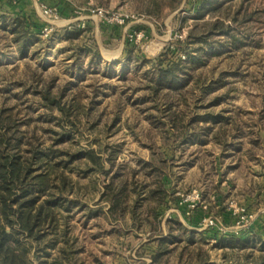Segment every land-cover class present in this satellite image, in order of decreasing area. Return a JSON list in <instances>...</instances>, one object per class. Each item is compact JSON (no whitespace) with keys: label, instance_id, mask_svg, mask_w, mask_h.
<instances>
[{"label":"rangeland","instance_id":"374dc122","mask_svg":"<svg viewBox=\"0 0 264 264\" xmlns=\"http://www.w3.org/2000/svg\"><path fill=\"white\" fill-rule=\"evenodd\" d=\"M203 1L0 0V112L10 109L16 123L0 134L23 151L92 150L103 161L114 153L115 170L142 181L160 168L170 194L160 208L161 238L167 220H178L187 230L174 236L192 237L206 264H241L264 255V0H245L249 14L239 21L232 15L243 0L225 1L229 18L211 11L199 18ZM216 20L245 43L234 48L216 34L195 45ZM196 47L218 54L202 56L201 65L179 63ZM58 101L65 115L48 106ZM73 164L65 171L69 210L57 215L69 230V264H159L147 234L129 218L112 222L101 201L107 179L91 170L90 157ZM28 243L39 264L38 244ZM178 244L165 264H195Z\"/></svg>","mask_w":264,"mask_h":264},{"label":"trees","instance_id":"16d2710c","mask_svg":"<svg viewBox=\"0 0 264 264\" xmlns=\"http://www.w3.org/2000/svg\"><path fill=\"white\" fill-rule=\"evenodd\" d=\"M225 1L204 0L196 15H199V18H203L207 11H211L212 13L223 14L229 18V15L225 12L226 9L224 10ZM227 1L231 2L233 0ZM178 6L179 4L177 3L172 5L171 8L174 11ZM249 9L250 1L245 3V0H243L234 15H232V19L235 21L243 20L249 14ZM250 16L247 17V21L253 19L252 15ZM227 28L224 21L216 20L210 25V28H205L207 29L206 34L200 40H194L193 43L196 45V42H199L202 46L204 44L208 45L209 38L217 34L218 36L227 35V39L232 40L231 43L235 45L234 48L241 47V44L245 43L243 40L246 37L242 36V39L240 35L231 33L232 30ZM180 44L185 45V43ZM208 50L203 47H196L194 51L198 53L197 55L185 51L187 57L185 61L180 59L179 63L190 64L191 66L201 65L204 61L202 56L208 57L209 55L218 54V52ZM44 96L45 99H50V97ZM52 101H56V99ZM49 104L48 106L51 109H54L56 105L63 115L66 114V106L64 108L61 105H57L59 101ZM7 111L9 113H6ZM207 118L214 120V122L218 121L216 116L207 115ZM14 120L10 109L1 110L0 122L5 123L7 127L1 123L0 127L9 130V128L15 127L16 123ZM194 125L195 123L191 122L188 127ZM1 135L0 264H34L29 258L31 247L28 242L31 241L38 244L36 248L38 259L40 258V253L43 254V259H39V264H69L73 258L69 249V230L60 226L57 215L61 207L66 208L67 211L69 210L66 195L67 190H70L68 188L70 179L65 171L68 169L72 170L70 166L74 167L73 163L84 156L90 157L94 163V167L91 170L102 173L107 179L101 201L110 205L109 215L112 218V222L123 223L129 218V221L134 224L133 228L135 230L147 234L148 238L158 246L156 254L152 257L153 263L165 264L168 257L176 251L179 241H181L183 245L181 256H185L187 253L189 259L195 257V264H206V254L203 253L201 246L195 245L192 237L187 241V239L185 240L182 237L178 240L174 236V231L177 229L187 230L178 220L171 218L167 220L169 233L166 238H161L164 237L165 233L161 227L162 215L160 208L166 203V199L170 194L164 187L162 180L164 174L163 171H159L160 168L156 166L150 168L151 172H148L144 177L145 180L142 181L137 178L133 170L126 171L125 168L115 170L117 165H115L116 155L114 153H109L108 159H105L110 165L109 169H106L105 160L103 161V158L92 150L76 156L66 154L65 151L53 153L50 149L42 147L38 149L29 147L28 152L26 150L23 151L22 146L17 141L14 143L13 138L7 140ZM25 152L31 155H23ZM80 163L81 161H78L76 164ZM150 175L154 178L152 182L146 181ZM61 211L64 212L65 210ZM8 227L10 231L7 230ZM60 230L63 231L61 239H56L47 247L45 244L41 246V243L48 238L49 234H55ZM22 237L26 239V242H22ZM60 240H64L66 248H58ZM49 248H57V251L64 259H59L58 257L49 258L51 255ZM261 250H264V245L261 246ZM249 257L250 255L246 257L247 263L241 262V264H264V255H252L250 259Z\"/></svg>","mask_w":264,"mask_h":264}]
</instances>
